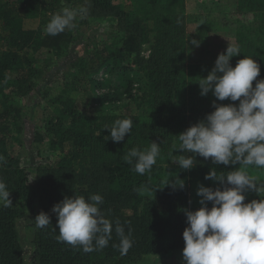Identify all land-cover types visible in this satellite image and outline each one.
Here are the masks:
<instances>
[{
    "label": "trees",
    "instance_id": "trees-1",
    "mask_svg": "<svg viewBox=\"0 0 264 264\" xmlns=\"http://www.w3.org/2000/svg\"><path fill=\"white\" fill-rule=\"evenodd\" d=\"M82 6L88 14L78 17L75 29L45 33L54 14ZM27 19L41 24L27 28ZM91 20L110 26L99 42L88 36L77 53L74 33ZM189 20L197 22L194 33L187 30ZM229 43L242 52L231 58L232 66L252 57L260 65L257 80L264 79V0H0V155L6 160L0 179L13 203L0 206V264H26L20 231L25 219L34 264H134L150 255L182 253L184 209L201 207L198 185L222 189L205 175L213 167L218 173L233 169L197 155L194 168L181 170L172 160L183 153L173 146L179 145L177 135L214 110L213 101L238 105L218 101L211 92L202 96L196 82ZM44 51L53 55L41 58ZM54 54L67 61L63 89L55 94ZM101 72L103 80L95 77ZM100 85L106 87V102L114 104L111 110L99 107L95 86ZM43 104L48 113L37 120ZM124 118L133 120L132 132L113 142L103 128ZM28 125L32 141L24 133ZM151 141L160 143L157 164L137 174L124 156ZM29 143L37 145L42 158L26 166L22 147ZM248 172L264 180V170L249 167ZM175 178L184 180L183 188L165 185ZM254 193L246 192L245 198ZM92 194L103 196L101 210L113 232L107 247L84 253L57 242L52 208L66 196ZM41 211L51 218L45 229L34 223ZM116 222L126 234L131 231L133 246L126 255L113 246L119 244Z\"/></svg>",
    "mask_w": 264,
    "mask_h": 264
},
{
    "label": "clouds",
    "instance_id": "clouds-1",
    "mask_svg": "<svg viewBox=\"0 0 264 264\" xmlns=\"http://www.w3.org/2000/svg\"><path fill=\"white\" fill-rule=\"evenodd\" d=\"M87 14L85 6L64 7L51 17L45 33L56 36L73 30L78 17L82 19ZM199 43L192 40L195 46ZM240 53L239 46L229 43L226 51L218 54L207 76L196 81L202 96L211 92L218 101L230 99L239 101L238 105L213 101L214 110L177 135L179 145L173 146V151L178 149L183 153L172 160L181 170L194 168L197 155L211 158L213 165H231L233 169L218 173L213 167L205 179L219 182L223 188L199 184L197 195L201 207L194 211L184 209L187 221L182 233L184 264H264V181L248 172L249 167L264 170V79L257 80L260 65L252 57L245 56L232 66L231 58ZM132 128L133 120L124 118L103 129L109 130L113 142H120ZM160 154V143L151 141L143 150L132 148L124 160L132 165L133 171L144 175L151 172ZM4 163L5 157L0 155V164ZM172 181L165 185L184 187V180ZM249 191L256 192L260 199L245 203V193ZM103 203L100 194L87 199L66 196L56 203L52 212L57 216V242L81 248L84 253L107 247L112 239L113 223L103 214ZM12 205L10 191L0 179V206ZM34 223L37 229L52 224L44 211L35 217ZM115 232L119 244L113 246L126 255L133 246L131 231L126 234L124 227L116 222Z\"/></svg>",
    "mask_w": 264,
    "mask_h": 264
},
{
    "label": "rangeland",
    "instance_id": "rangeland-1",
    "mask_svg": "<svg viewBox=\"0 0 264 264\" xmlns=\"http://www.w3.org/2000/svg\"><path fill=\"white\" fill-rule=\"evenodd\" d=\"M191 10V9H190ZM190 10L189 8H187V12L188 14H190ZM41 24V21L39 19H27L25 21V27L27 28H36ZM110 26V22H105L103 24H99L98 20H91L89 21L88 24H84L81 26V29L76 30L75 37L78 38L76 39V43L75 46L76 48L74 49L77 53H80L82 51V49H84V46H82V44L84 42H86L87 40L90 41V39H88V36H91L94 38L93 40L95 42H99L100 40H102V38L105 36L104 32L106 31V28H108ZM197 26V22L195 20L192 21H188V25H187V30L191 33H194L195 29ZM105 39V38H104ZM92 48V47H91ZM90 48V49H91ZM53 55L52 52H41V58H45L46 56H51ZM54 78L55 81H53V84L55 86L54 92L55 93H59L62 89H63V82L65 81L64 78V74L62 75V72L64 71V68L66 66V59L65 57L62 58V55H57L55 56L54 54ZM41 63L38 61L37 65H40ZM95 77H97L100 80H103L106 76L101 72L99 75H96ZM109 86H114V83H108V87ZM107 87V88H108ZM109 90V89H107ZM106 92V87L104 85H100L99 88H96L95 86V95L97 98V101L99 103V107L100 109H104V110H111L114 107V104L110 103V102H106V100L103 97V93ZM71 96L77 97L78 98V93L77 92H71L70 93ZM47 104H43L41 106H39V112H36L37 116V120H40L42 117H44L45 115H47L48 111H46V109L44 107H46ZM26 135V139L27 141L33 139V130L32 127L30 125H28L25 129ZM25 136V135H24ZM25 138V137H24ZM31 143V142H30ZM29 144H25L24 147H22V151H23V155L24 156V163L26 166L30 165L31 163H33V161L35 160V163L38 162V160H41L42 156L38 154L37 151V145L34 143V147ZM32 150V151H29ZM26 154V155H25ZM28 156V157H27ZM34 163V164H35ZM264 181V180H262ZM254 194H257L256 192ZM253 199H257L259 200L260 197L257 195L256 197L254 196H248L245 198V203L250 202ZM27 219H25V221H22L20 223V231L22 234V244H23V248H24V258H25V263L26 264H34V248L33 246L28 242V235L26 233V224ZM159 259H156V258ZM142 261V260H141ZM137 262L134 264H184L183 258H182V253H173L171 255H166V256H154V255H150L147 256L145 259V262Z\"/></svg>",
    "mask_w": 264,
    "mask_h": 264
}]
</instances>
